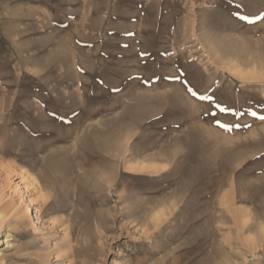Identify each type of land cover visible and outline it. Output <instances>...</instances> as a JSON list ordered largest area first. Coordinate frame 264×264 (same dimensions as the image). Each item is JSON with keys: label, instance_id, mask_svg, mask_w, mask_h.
<instances>
[{"label": "rangeland", "instance_id": "1", "mask_svg": "<svg viewBox=\"0 0 264 264\" xmlns=\"http://www.w3.org/2000/svg\"><path fill=\"white\" fill-rule=\"evenodd\" d=\"M262 16L0 0V264H264Z\"/></svg>", "mask_w": 264, "mask_h": 264}, {"label": "bare ground", "instance_id": "2", "mask_svg": "<svg viewBox=\"0 0 264 264\" xmlns=\"http://www.w3.org/2000/svg\"><path fill=\"white\" fill-rule=\"evenodd\" d=\"M192 26H193V24H192ZM175 42V41H174ZM54 113V112H53ZM80 120V119H79ZM96 143V142H95ZM129 144V143H128ZM75 146V145H74ZM75 148V147H74ZM116 148V147H115ZM115 148H113V146L110 144V143H104V149L107 151V152H109L111 155H113L114 157H116V158H118L120 155H121V153L122 152H119V151H117ZM75 151V150H74ZM102 151V150H101ZM104 153V152H103ZM74 156V155H73ZM109 156V155H108ZM127 157V156H126ZM162 161V160H161ZM141 162V161H140ZM144 162V161H143ZM145 162H147V161H145ZM153 163V162H152ZM142 164V163H141ZM141 164H139V162H138V164H137V162H136V164H133L135 167H129V169L128 170H133L132 172H134L135 173V171H142V172H144L143 170H144V167H141V169H138V167H140L141 166ZM155 164H158L157 162L155 163ZM143 165V164H142ZM149 165V164H148ZM63 166V165H62ZM62 166H56V168L55 169H53V171L51 172V177H49V180L48 181H50L51 183H55V182H52L53 181V179L54 180H56V177H58L59 176V174L61 173V171H62ZM145 166V165H144ZM151 168H153L154 170L155 169H157L158 167H156V166H154V165H152L151 167H150V165H149V170L148 171H150V169ZM56 169H58V170H56ZM56 173H55V172ZM145 171H147V169H145ZM156 171V170H155ZM141 173V172H140ZM31 174V173H30ZM29 174V172H26V173H23V174H21V178H22V181H23V184L25 185V187H23V188H26V189H28L29 187L28 186H26L28 183L30 184V186L32 185V187H34V190H38V192L39 193H41L42 194V192H44L43 191V189L41 188V186L39 187V183L37 182L36 183V179L35 178H33L32 177V175H30ZM52 174H54V175H52ZM104 178V177H103ZM199 178V177H198ZM47 181V182H48ZM97 181V180H96ZM197 181V180H196ZM67 184V183H66ZM42 185V184H41ZM95 186V185H94ZM28 187V188H27ZM52 188V187H51ZM162 189V188H161ZM14 192L15 193H18V194H21V196L22 197H24V195H25V193L23 194V190L21 189V187L19 186V185H17L16 186V188H14ZM27 192V191H26ZM127 194V193H126ZM129 194V193H128ZM127 194V195H128ZM178 194V193H177ZM176 194V195H177ZM130 195V194H129ZM131 195H133V194H131ZM131 195H130V198H131ZM136 195H137V193H136ZM136 195H134V196H136ZM239 195V194H238ZM43 195H41V198H43L44 196H45V199L43 198V204L44 203H48V201H49V197H50V195H49V197L47 196V195H45L44 194V196L42 197ZM123 197H125V196H123L122 195V198ZM137 197V196H136ZM230 197H232V194H231V196ZM169 198V197H168ZM133 199H135V198H133ZM170 199V198H169ZM31 201V200H30ZM141 201V200H140ZM143 202H144V200H143ZM145 203V202H144ZM30 206L32 205L31 204V202H29L28 203ZM49 204V203H48ZM135 204V203H134ZM146 204V203H145ZM146 208V207H145ZM149 208V207H148ZM148 208H146V209H148ZM49 209V208H48ZM133 210V209H132ZM27 211L28 212H30V208H27ZM143 211V210H142ZM146 211V210H145ZM150 211V210H149ZM146 213V212H145ZM162 214V213H161ZM7 211H5V210H0V224L1 223H4V220L7 218ZM145 215V214H144ZM153 216V215H152ZM159 216V215H158ZM166 216V215H165ZM132 217V216H131ZM164 219V218H163ZM159 220V219H158ZM160 221V220H159ZM158 221V222H159ZM140 222V221H139ZM143 222V221H142ZM143 226V225H142ZM146 226V225H145ZM149 229V228H148ZM152 229V228H151ZM144 230V229H143ZM159 230V229H158ZM147 231V230H146ZM157 231V230H156ZM145 232V231H144ZM148 232V231H147ZM153 233V232H152ZM2 241L0 240V243H1ZM4 242V241H3ZM219 252V251H218ZM2 259V255H0V260Z\"/></svg>", "mask_w": 264, "mask_h": 264}, {"label": "snow or ice", "instance_id": "3", "mask_svg": "<svg viewBox=\"0 0 264 264\" xmlns=\"http://www.w3.org/2000/svg\"><path fill=\"white\" fill-rule=\"evenodd\" d=\"M261 18H264V16H262ZM240 19L247 20L248 17L241 16ZM188 91L191 92V94L193 96H197V93L195 91H193L191 88H189ZM199 98L200 99H209V97H207V96H200ZM221 111H228V109L221 108ZM261 119H264V117H262ZM221 127H229V126L228 125H221Z\"/></svg>", "mask_w": 264, "mask_h": 264}]
</instances>
